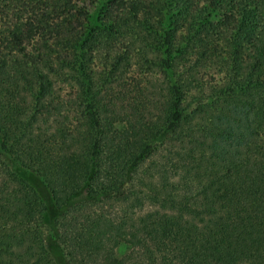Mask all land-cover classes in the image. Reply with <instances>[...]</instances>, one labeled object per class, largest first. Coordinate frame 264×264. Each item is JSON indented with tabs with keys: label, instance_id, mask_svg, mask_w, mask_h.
Listing matches in <instances>:
<instances>
[{
	"label": "trees",
	"instance_id": "1",
	"mask_svg": "<svg viewBox=\"0 0 264 264\" xmlns=\"http://www.w3.org/2000/svg\"><path fill=\"white\" fill-rule=\"evenodd\" d=\"M0 264H264V0H0Z\"/></svg>",
	"mask_w": 264,
	"mask_h": 264
}]
</instances>
